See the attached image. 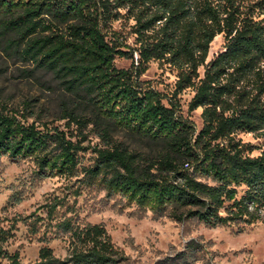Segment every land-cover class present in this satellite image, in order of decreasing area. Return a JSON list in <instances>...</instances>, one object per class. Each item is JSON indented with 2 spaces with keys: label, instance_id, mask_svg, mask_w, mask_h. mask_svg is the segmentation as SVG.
Instances as JSON below:
<instances>
[{
  "label": "trees",
  "instance_id": "16d2710c",
  "mask_svg": "<svg viewBox=\"0 0 264 264\" xmlns=\"http://www.w3.org/2000/svg\"><path fill=\"white\" fill-rule=\"evenodd\" d=\"M219 34L223 48L206 62ZM116 58L130 59V66L117 67ZM150 61L177 70L171 95L141 79ZM10 64L20 65L22 78L49 77L54 84L42 82L56 94L66 129L37 123L31 100L18 109L0 88V157L32 159L39 179L82 173L84 186L118 194L155 217L239 229L261 220L264 0H0V74ZM188 87V109H202L199 130L177 100ZM88 126L101 143L92 147L93 162L80 168ZM122 130L145 149L115 138ZM240 132L257 133L261 142H244ZM40 208L44 215L24 219L29 232L42 229L43 241L49 228L53 237L66 235L67 255L56 257L43 244L34 262L23 263L3 248L10 233L0 227V264H127L104 226L66 215L71 207L63 198ZM199 247L191 239L152 264H205Z\"/></svg>",
  "mask_w": 264,
  "mask_h": 264
},
{
  "label": "rangeland",
  "instance_id": "374dc122",
  "mask_svg": "<svg viewBox=\"0 0 264 264\" xmlns=\"http://www.w3.org/2000/svg\"><path fill=\"white\" fill-rule=\"evenodd\" d=\"M123 22H115L114 28L119 29ZM123 32H128V26H123ZM133 36L129 34L127 43L132 45ZM224 38L222 34L214 37L209 45L206 62L222 50ZM115 65L128 68L131 60L116 58ZM19 64H10L7 70L0 74V88L3 98L9 105L22 108L26 100L34 106L38 117L37 123L46 122L49 126L56 125L61 129L65 120L58 119L56 94L48 89L42 80L22 78L18 75ZM202 76L203 66L198 68ZM177 70L167 64L150 61L141 79L165 95H171L174 90ZM49 84H54L49 80ZM194 91L188 87L177 95L181 113L188 117L196 130L202 126L201 108L190 111L188 103ZM32 119L30 118L29 121ZM73 126L70 127V129ZM87 138L83 145L86 150L79 153V167L90 165L94 160L92 147L99 145L100 139L90 129H86ZM114 137L124 141L131 148L145 149L144 141L122 130ZM244 142L258 145L261 138L257 133L237 134ZM259 150L252 151V155ZM35 165L32 159H10L0 157V227L8 229L10 236L2 244L8 253H18L23 263H31L37 259L38 250L48 245L56 257L67 255V236H52V228L46 234V240H41L42 229L37 234H31L24 220L32 213L44 215L40 208L47 200L57 196L64 199L71 207V212L80 222L101 224L110 235L115 246L127 257V264H152L160 258L173 255L183 248L189 240H194L200 246V263L207 264H264V210L261 220L239 229L237 226L207 227L195 219L175 221L167 216L155 217L149 210L141 209L135 204H126L120 195L106 197L105 192L95 186H84L80 178L82 173L73 177L54 176L39 179L34 173ZM82 170V169H81ZM79 187V194L73 191ZM64 207L57 209V215L64 213ZM2 264L7 260L2 259Z\"/></svg>",
  "mask_w": 264,
  "mask_h": 264
}]
</instances>
